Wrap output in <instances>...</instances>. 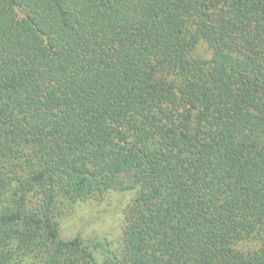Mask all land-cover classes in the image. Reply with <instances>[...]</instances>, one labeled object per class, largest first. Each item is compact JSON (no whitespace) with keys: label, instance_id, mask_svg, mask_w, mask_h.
Returning <instances> with one entry per match:
<instances>
[{"label":"trees","instance_id":"16d2710c","mask_svg":"<svg viewBox=\"0 0 264 264\" xmlns=\"http://www.w3.org/2000/svg\"><path fill=\"white\" fill-rule=\"evenodd\" d=\"M0 264H264V0H0Z\"/></svg>","mask_w":264,"mask_h":264},{"label":"rangeland","instance_id":"374dc122","mask_svg":"<svg viewBox=\"0 0 264 264\" xmlns=\"http://www.w3.org/2000/svg\"><path fill=\"white\" fill-rule=\"evenodd\" d=\"M197 53L209 56L204 44L198 47ZM133 196L134 191H110L99 199L60 203L55 210L59 236L63 240L79 237L85 241H100L104 245L108 242L114 246L121 234L123 205ZM255 244L254 241L250 246ZM96 251L97 260L102 261L105 251Z\"/></svg>","mask_w":264,"mask_h":264}]
</instances>
